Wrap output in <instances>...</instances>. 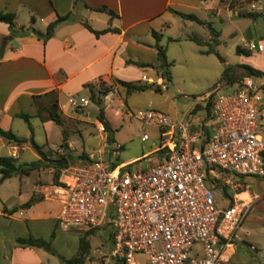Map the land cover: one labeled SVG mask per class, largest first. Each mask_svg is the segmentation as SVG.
I'll use <instances>...</instances> for the list:
<instances>
[{
    "label": "built area",
    "instance_id": "built-area-1",
    "mask_svg": "<svg viewBox=\"0 0 264 264\" xmlns=\"http://www.w3.org/2000/svg\"><path fill=\"white\" fill-rule=\"evenodd\" d=\"M246 46L253 48V40ZM263 85V76L242 74L233 87L214 93L208 110L212 129L202 143L189 120L151 107L127 112L158 127L160 156L144 168L112 165L102 158V142L95 158L67 163L54 187L56 224L81 230L108 225L110 255L122 264L226 262L246 207L233 198L218 206L205 178L221 190L235 188L239 174L264 176ZM97 128L103 130L102 124ZM120 146L112 140L108 152L116 155ZM194 244L199 248L188 255ZM136 252L144 255L141 261Z\"/></svg>",
    "mask_w": 264,
    "mask_h": 264
},
{
    "label": "crops",
    "instance_id": "crops-1",
    "mask_svg": "<svg viewBox=\"0 0 264 264\" xmlns=\"http://www.w3.org/2000/svg\"><path fill=\"white\" fill-rule=\"evenodd\" d=\"M251 1L0 0V9L14 12L16 25L33 27L40 31H43L46 23L55 18L56 15L69 12V17L56 23L52 33L44 39L35 35L31 30L12 35L9 33L7 23L0 20V129H9L18 136L27 137L29 134L32 135L31 117H37L41 123L46 125L50 119L43 118L45 115L43 108L54 101L58 106L62 118L64 116L67 119L72 118L70 114L66 113L68 108L72 107L69 100L72 99L71 96L73 94H77L82 90L87 89L89 92L88 86L85 85L86 83H90L92 88L95 89L94 86L98 80L111 83L115 82V79H141L146 81V78H151L153 81L158 82V79L161 78L157 76L154 67L150 65L156 62L155 48L153 46L154 38L151 34V29L160 33L158 43L165 46V57L167 60H169V57L163 41L165 38L169 41H194L191 39V36H193L201 41L200 43L194 41L196 44L206 45V47L201 49V52H206L207 48H213L215 51L214 46H210L208 41L203 37L188 32L185 33V29L190 26V23L187 22L186 18L181 17L173 10L195 14L201 20L197 22L204 25L203 30L207 31V38L212 40L211 43L217 42V37L220 35L222 28L220 27V30L215 28L212 20L208 17H216L220 20L228 21L231 17L246 16L245 11L259 12L258 16L250 18L254 25V37L261 36L262 27L259 28L257 22L261 12L254 8V4ZM245 2L252 4L250 10L245 8ZM101 5L110 9L112 13L109 14L105 9H95V7ZM19 16H22L21 20L18 19ZM82 20L93 29L104 27H109V29L94 34L82 23ZM232 27L234 28V25ZM240 39L243 40V37L240 36ZM246 44L245 42L242 45L236 44L235 46H238V50L236 51L248 54L250 48ZM135 62L148 63L149 65H138ZM245 62L250 63L251 61L240 58L238 62L236 61L230 72L231 66L229 65L230 67L227 72L228 79H224V85L227 86V89L233 87L234 81L240 75L248 74L243 73L241 64ZM259 70L262 71V69ZM257 76L264 77V71L263 74ZM218 86H221V84H218ZM113 90L119 91L116 85L113 86ZM109 92H112V90ZM262 93L264 102V85ZM205 101L206 99L203 101V104L201 103V107L197 104L198 102H194L186 110L185 117H171L175 120L183 118H185L183 120H189L192 130L197 132V140L200 143L204 142L212 129L208 113L205 114ZM201 110L202 113H200ZM20 112L28 114L27 121L19 115ZM104 115L109 121L105 110ZM15 117H19L25 122V131L17 129L20 128V124L17 122V127L14 122ZM95 121L97 124L100 123L96 118ZM100 131L102 138L106 139V131L104 129ZM67 139L68 135L66 143L72 150L71 143ZM3 145L6 146V151L4 154L0 153V155H12L15 158V162L18 163L16 160L18 158V150L30 144L27 140L17 143L6 139L0 134V148ZM158 146L159 144L153 148L154 153L148 159V162L156 160L160 156L161 151ZM104 151L105 149H103L102 153ZM81 153V156L76 154L75 159H72L70 155L69 162H76L75 160L80 159L84 161L89 160L88 155L84 154L85 152L81 151ZM37 157L36 153L35 158ZM105 159H108L111 163L114 162L110 157H106ZM51 168L48 165L41 164L32 169L45 170L49 173V176H47L49 179ZM30 170L21 171V173H28ZM248 176L252 178L247 179ZM36 178L38 179L33 180V189L30 195L33 194L38 199L33 201L29 206H20L29 196L17 203L1 204L0 215L6 216L9 219L8 222L2 220V223L7 226L11 225V230L7 235L0 234V264H48L47 261L40 262L38 259L34 250V247L37 246L19 245L15 241V236H25L23 232H25L27 221L31 223L32 221L51 218L56 224L55 213L57 208L55 211L44 212L40 203L44 198L40 193L42 187L47 186L51 189L53 183L44 184L39 182V175ZM245 180L247 181L246 185H248V188L234 191L232 194L233 200L245 205V213L253 205L264 209V176L245 175ZM243 191L245 192V197L239 196V193ZM226 204H228V198L226 203L220 206ZM15 230L18 231L14 232ZM109 231L108 226V237L111 236ZM32 235L38 236L33 233ZM107 239H109L112 246L111 237ZM238 240L240 238L236 232L234 247L230 251L229 257L235 250ZM245 243L248 249H253L257 252L262 251L261 242L245 240ZM249 244H253L254 248H250ZM220 264L229 263L222 262Z\"/></svg>",
    "mask_w": 264,
    "mask_h": 264
},
{
    "label": "rangeland",
    "instance_id": "rangeland-1",
    "mask_svg": "<svg viewBox=\"0 0 264 264\" xmlns=\"http://www.w3.org/2000/svg\"><path fill=\"white\" fill-rule=\"evenodd\" d=\"M251 3L254 4L256 10L261 12L257 19L259 28L262 27L261 36L254 37V25L250 17L235 16L228 21L220 20L216 17H208L212 20L215 28L219 30L220 27L222 28L216 43H211L212 40L207 38L208 33L205 29L203 30L204 25L194 19L186 18L190 26L185 29V33L188 32L203 37L210 46H214L216 52H201V49L206 47V45H198L190 40L169 41L166 38L163 39L167 55L169 60H171L169 65L170 81L158 79V84L164 83L165 88L155 90L151 86L126 93L124 87L116 82L96 81L95 89L100 84L102 87H109V91L112 90V92L108 91L102 96L101 102L110 121V138L108 140L102 138L100 135L101 131L97 128V122L95 121L97 106L89 98L87 89L73 94L71 98L76 100L77 104H71L72 107H69L66 112L72 118L67 119L65 116L63 118L65 130L68 134L67 140L72 146V150L70 149L72 159H75L76 154L81 153V151L88 155L89 160L95 158L98 155L97 150L104 142L106 144L104 147L105 151L102 153L104 159L110 157L113 161L127 164L130 167L141 166L144 168L148 164V159L154 153L153 148L159 144V129L156 126L143 123L137 117L128 115L127 112L133 113L137 109L151 107L167 113L172 118L185 117L186 110L194 102H198L197 104L201 107V103L203 104L205 99L206 101L211 100L214 93L227 89V86L224 85L225 80L221 78L224 66L230 65V72L236 61L238 62L240 58H245V60H250L251 62L242 64H250L257 69H262L263 72L264 0H252ZM251 3L245 2V8L250 10ZM197 14L201 16L199 12ZM21 17L19 16L18 19L21 20ZM232 25H234V28ZM240 36L243 37V40L240 39ZM250 40H253L255 45L250 51L246 50L248 54L235 50L236 44L242 45L243 42L246 44ZM257 82H261L260 79H257ZM218 84H221V86H218ZM114 85L117 86L119 91L113 90ZM83 98H86L87 102L81 105ZM206 101L204 104H206ZM200 113H202V110ZM207 113L208 109L205 110V114ZM14 120L17 127V122L20 124V128L17 129L26 130V124L21 118L15 117ZM30 122L32 138L37 143H42L43 148L54 150L52 154L59 152L58 144L61 142V125L51 119L45 125L37 117H31ZM143 132L146 133V138L144 139L141 138ZM112 140L117 141L121 145L117 148L116 155L108 152ZM5 151L6 146L3 145L0 148V153L4 154ZM35 157L36 152L30 145H27L25 148L18 150V158L16 160L18 163L28 162ZM75 161L84 162L81 159ZM50 173L52 174V168ZM37 175H39V182L52 184V176L48 179L49 173L45 170L31 169L28 173L18 172L5 177L0 182V207L2 203H17L30 196L33 189V180L38 179L36 178ZM249 178L252 177L248 176L247 179ZM246 183L244 175L237 177L232 182L236 187L233 189L229 188V191L232 194L234 191L248 188ZM56 184L53 183L51 189L47 186L42 187L40 193L44 198L40 203L44 212L55 211L58 206L57 201L54 199V187ZM205 184L210 189L212 198L218 206L226 203L227 196L221 192L217 183L211 180L209 176L205 178ZM239 196L245 197V192L243 191ZM2 220L8 222L9 219L0 215V234L7 235L11 230V225L7 226L2 223ZM107 230L108 226L104 225L93 228L87 234L89 242L88 253L79 264H114L115 259L110 255L112 246L109 239H107L111 236L108 237ZM17 231L15 230L14 232ZM24 231L23 235L33 233L48 240L52 251L42 247H34L40 262L47 261L48 264H63L58 255L63 257L71 256L76 249L77 236L82 234L84 230L75 227L64 229L55 224L53 219L44 218L31 223L27 221ZM236 232L239 234L240 240L236 242L235 250L228 257L226 263L264 264V209L253 205L237 225ZM245 240L261 242L262 251L257 252L253 249H248ZM198 248V244H194L188 250V255L194 254ZM134 256L140 261L144 258L141 252H136Z\"/></svg>",
    "mask_w": 264,
    "mask_h": 264
},
{
    "label": "trees",
    "instance_id": "trees-1",
    "mask_svg": "<svg viewBox=\"0 0 264 264\" xmlns=\"http://www.w3.org/2000/svg\"><path fill=\"white\" fill-rule=\"evenodd\" d=\"M95 9H105L109 14L112 13L110 9L105 8V6H97ZM175 13L180 15L181 17L184 18H191L196 21H201L195 14L191 12H182L180 10H173ZM245 15L249 16L251 18H254L259 15V12L255 11H245ZM69 17V12L62 14V15H56L55 18L50 20L49 22L46 23L44 30L40 31L38 29H35L33 27L29 26H23V25H16L15 23V14L11 10H3L0 9V20L4 21L7 23V27L9 29L10 34H16V33H24L28 30H31L35 35L40 36L42 39L45 37L49 36L56 23H58L61 20H64ZM82 23L90 29L94 34H97L99 32L105 31L109 29V27H104L101 29H93L91 28L84 20H82ZM151 34L154 38L153 46L155 48V54H156V62L150 64L152 67H154L157 76L161 78L163 81H170L171 76L169 72V65H170V60H167L165 57V46L163 44L158 43V39L160 36V33L154 29H151ZM191 39H193L195 42L200 43L201 41L196 38L191 36ZM235 50H238V46H235ZM206 52L208 51H214L213 48H207L205 50ZM138 65H149L148 63H142V62H135ZM229 65H226L222 69L221 73V78L227 80V72L229 70ZM243 67V73H248L251 75H261L263 74L262 71H260L257 68H254L251 65L248 64H242ZM117 84L121 85L124 87L125 92L129 93L134 90H142L147 87H153L155 90H159L160 86L158 82L153 81V82H147L143 81L141 79L137 80H123V79H115L114 80ZM85 85L88 86L89 90V98L96 104L97 109L95 113V118L102 124L103 129L106 131V140L110 138V123L106 119L104 115V106L101 103L102 102V96L106 94L109 91V87L105 86L102 87L100 84L96 87V89H93L90 83H86ZM211 101L207 100L205 107L206 109L209 110ZM45 111V115L43 118H48L53 120L54 122L58 123L61 125V142L59 144V148L61 149L59 152H54L52 149L48 148H43L42 143H37L33 138L32 135L29 134L27 137L25 136H18L14 134L11 130L6 129L2 130L0 129V134L5 137L8 140L14 141V142H21L27 140L30 144V146L35 150L37 153L38 157L30 160L28 162H23V163H16L15 158L12 155L5 154V155H0V182L5 178L8 177L12 174H15L17 172L21 171H28L29 169H32L34 167H37L41 164L43 165H48L52 167V183L56 184L58 183V175L60 172V169L64 167L68 162H69V157H70V148L68 147L66 143V137H67V132L66 128L64 126L63 118L58 110V106L56 102H51L49 105L45 106L43 108ZM19 115L27 121L28 114L24 112H20ZM81 156V153L78 154ZM111 164H115V161ZM242 174H239L238 177H242ZM245 176V175H244ZM221 192L228 197V203H231L232 201V196L231 192L229 191V188L226 187L225 185L221 186ZM38 197L31 194L25 201H23L20 206L21 207H27L29 206L33 201L37 200ZM93 227L87 228L83 231L82 234L77 236V245L74 253L69 256V257H63L62 255H58L59 258H61L63 264H79L81 263L85 256L88 253V248H89V242L87 238V234L92 231ZM110 232V231H109ZM15 241L19 245H25V246H37V247H42L46 250L52 251L48 240L43 239L39 236H33L32 234H27L25 236H20L17 235L15 236ZM114 264H122L120 259H115Z\"/></svg>",
    "mask_w": 264,
    "mask_h": 264
},
{
    "label": "bare ground",
    "instance_id": "bare-ground-1",
    "mask_svg": "<svg viewBox=\"0 0 264 264\" xmlns=\"http://www.w3.org/2000/svg\"><path fill=\"white\" fill-rule=\"evenodd\" d=\"M239 194H240V193H239ZM239 194H238V195H239Z\"/></svg>",
    "mask_w": 264,
    "mask_h": 264
}]
</instances>
